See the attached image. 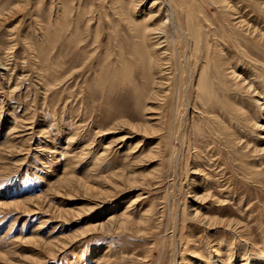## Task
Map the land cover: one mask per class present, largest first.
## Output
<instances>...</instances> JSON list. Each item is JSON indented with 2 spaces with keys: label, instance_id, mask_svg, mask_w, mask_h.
I'll use <instances>...</instances> for the list:
<instances>
[{
  "label": "rangeland",
  "instance_id": "obj_1",
  "mask_svg": "<svg viewBox=\"0 0 264 264\" xmlns=\"http://www.w3.org/2000/svg\"><path fill=\"white\" fill-rule=\"evenodd\" d=\"M0 264H264V0H0Z\"/></svg>",
  "mask_w": 264,
  "mask_h": 264
},
{
  "label": "bare ground",
  "instance_id": "obj_2",
  "mask_svg": "<svg viewBox=\"0 0 264 264\" xmlns=\"http://www.w3.org/2000/svg\"><path fill=\"white\" fill-rule=\"evenodd\" d=\"M168 12H169V11H168ZM201 82H203V81H201ZM204 84H205V83H204ZM204 84H203V85H204ZM203 85L201 84V86H203ZM199 86H200V85H199ZM203 87H204V86H203ZM201 88H202V87H201Z\"/></svg>",
  "mask_w": 264,
  "mask_h": 264
}]
</instances>
